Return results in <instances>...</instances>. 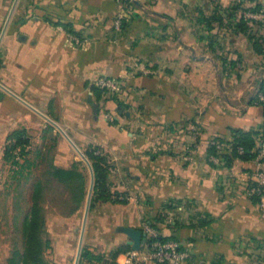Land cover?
<instances>
[{
    "label": "crops",
    "instance_id": "1",
    "mask_svg": "<svg viewBox=\"0 0 264 264\" xmlns=\"http://www.w3.org/2000/svg\"><path fill=\"white\" fill-rule=\"evenodd\" d=\"M100 77L120 81L116 99L98 93ZM263 84L264 0H0V161L23 129L28 152L49 157L55 174L72 171L57 181H83L81 198L82 167L94 173L85 149L109 165L115 194L91 197L84 234L79 200L53 212L59 264H77L84 249L119 264L120 248L132 249L119 227L147 225L193 254L179 264H264V200L247 194L254 164L209 153L232 129L256 150Z\"/></svg>",
    "mask_w": 264,
    "mask_h": 264
},
{
    "label": "rangeland",
    "instance_id": "2",
    "mask_svg": "<svg viewBox=\"0 0 264 264\" xmlns=\"http://www.w3.org/2000/svg\"><path fill=\"white\" fill-rule=\"evenodd\" d=\"M96 154L102 155L98 150ZM84 155L90 160L86 153ZM38 156L41 157L40 154ZM18 159V164H12V161L5 159L3 150V157L0 161V264H9V260L16 252L22 254L25 251V224L30 216L37 188L40 189L41 236L44 242L41 256L43 261H39L37 264H59L55 261V252L52 246L53 236H56L52 228V214L53 212L70 213L71 209L79 204V200L83 211L78 217V229L79 231L82 229L81 233L84 234L89 213V209L87 212L89 196L84 198L79 196L83 181L72 179L57 181L56 168L48 163L49 157L37 158L35 151L31 150L30 152L26 151L23 157ZM38 159H41L42 163H37ZM89 165L91 166V163ZM82 171L86 174L84 185H86L89 195L91 193L93 197L95 185L93 172H90L88 164L82 167ZM108 172L110 173L109 169ZM106 188L114 196L115 193L111 192V186L107 185Z\"/></svg>",
    "mask_w": 264,
    "mask_h": 264
},
{
    "label": "trees",
    "instance_id": "3",
    "mask_svg": "<svg viewBox=\"0 0 264 264\" xmlns=\"http://www.w3.org/2000/svg\"><path fill=\"white\" fill-rule=\"evenodd\" d=\"M252 10H256L257 7H249ZM245 22L241 21L240 27L245 29ZM65 29H70L68 25H64ZM98 93L102 94L107 93L105 90L96 87ZM261 92H264V84L261 87ZM113 99H116L117 93L112 94ZM233 139L225 140L222 138H215L213 142H225L230 145L229 150H220L217 148V145L213 142L209 149V153L213 155H218L219 157L225 158L227 160H233L240 158L243 160H251L255 157L256 152L254 150L255 142L250 133L244 132L241 129H232ZM29 144V137L25 130L18 129L13 131L7 138V142L4 146V156L6 160L12 161V164H18L19 159L22 158L26 153V147ZM243 147L245 152L240 154L238 148ZM98 147L90 146L86 150V155L89 157L92 163L94 176H95V185L93 193V201L97 199L112 200L113 194L106 188L108 183V169L109 165L105 156L97 155L96 151ZM56 174L61 177H69L72 174L70 170L57 169ZM39 192L40 189L35 190L34 203L31 208L30 216L26 220L25 230H26V248L24 253L16 252L15 255L9 260V264H37L39 261H43V239L41 236V207L39 204ZM256 198L255 196H251ZM130 250L129 246H123L119 251L127 252ZM99 258L93 255L90 251L84 249L81 253L80 264H99Z\"/></svg>",
    "mask_w": 264,
    "mask_h": 264
},
{
    "label": "built area",
    "instance_id": "4",
    "mask_svg": "<svg viewBox=\"0 0 264 264\" xmlns=\"http://www.w3.org/2000/svg\"><path fill=\"white\" fill-rule=\"evenodd\" d=\"M244 17L247 19L260 18L259 14L254 13L251 10H247L244 13ZM120 18L116 24L120 25ZM96 87L105 90L109 94L118 93L121 91V83L116 78L100 77L95 82ZM257 99L264 105V92L257 94ZM106 119L110 122L115 121L113 114L107 113ZM220 150L230 149V145L225 142H213ZM255 150L256 155L251 159L254 164V174L252 181L247 187V194L249 196H255L260 200H264V136H262ZM26 150H28L26 148ZM238 152L243 154L245 152L243 147L238 148ZM214 158V157H213ZM240 160V158H236ZM146 234L150 237L142 241L141 248L139 250L130 249L123 255V260L119 264H144L148 261H155L158 264H179L190 262L193 259V254L177 240H161L157 238V235L147 225Z\"/></svg>",
    "mask_w": 264,
    "mask_h": 264
},
{
    "label": "water",
    "instance_id": "5",
    "mask_svg": "<svg viewBox=\"0 0 264 264\" xmlns=\"http://www.w3.org/2000/svg\"><path fill=\"white\" fill-rule=\"evenodd\" d=\"M93 178H94V173H93ZM91 197L92 196L90 193L89 200H88L87 212H88V209L90 206ZM119 230L128 236V238H129L128 244L131 246V248L133 250H139L141 248L143 237L146 235L142 230L131 228V227H126V226L119 227ZM79 259H80V254L78 256L77 264H79Z\"/></svg>",
    "mask_w": 264,
    "mask_h": 264
}]
</instances>
